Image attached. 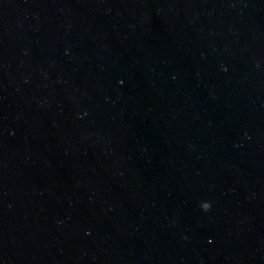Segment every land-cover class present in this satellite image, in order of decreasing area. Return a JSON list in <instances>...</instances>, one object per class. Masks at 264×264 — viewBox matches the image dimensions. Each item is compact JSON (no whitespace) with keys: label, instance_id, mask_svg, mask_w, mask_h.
Listing matches in <instances>:
<instances>
[{"label":"water","instance_id":"1","mask_svg":"<svg viewBox=\"0 0 264 264\" xmlns=\"http://www.w3.org/2000/svg\"><path fill=\"white\" fill-rule=\"evenodd\" d=\"M0 264H264V0H0Z\"/></svg>","mask_w":264,"mask_h":264},{"label":"clouds","instance_id":"2","mask_svg":"<svg viewBox=\"0 0 264 264\" xmlns=\"http://www.w3.org/2000/svg\"><path fill=\"white\" fill-rule=\"evenodd\" d=\"M200 207L202 210L207 211L209 209L210 205L207 202H203V203H201Z\"/></svg>","mask_w":264,"mask_h":264}]
</instances>
